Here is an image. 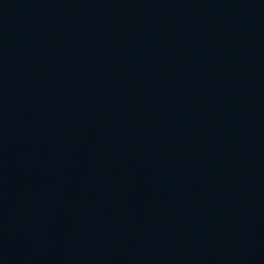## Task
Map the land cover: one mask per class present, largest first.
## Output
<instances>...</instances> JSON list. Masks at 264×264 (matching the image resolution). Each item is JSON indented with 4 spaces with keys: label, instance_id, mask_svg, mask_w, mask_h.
I'll return each instance as SVG.
<instances>
[{
    "label": "water",
    "instance_id": "water-1",
    "mask_svg": "<svg viewBox=\"0 0 264 264\" xmlns=\"http://www.w3.org/2000/svg\"><path fill=\"white\" fill-rule=\"evenodd\" d=\"M0 11L264 82V0H0Z\"/></svg>",
    "mask_w": 264,
    "mask_h": 264
}]
</instances>
